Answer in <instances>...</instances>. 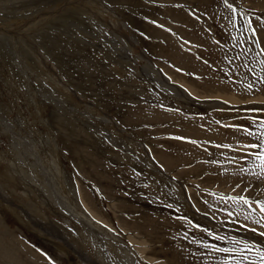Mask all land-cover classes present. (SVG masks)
I'll list each match as a JSON object with an SVG mask.
<instances>
[{"label":"rangeland","instance_id":"obj_1","mask_svg":"<svg viewBox=\"0 0 264 264\" xmlns=\"http://www.w3.org/2000/svg\"><path fill=\"white\" fill-rule=\"evenodd\" d=\"M255 2L0 0V264H264Z\"/></svg>","mask_w":264,"mask_h":264},{"label":"snow or ice","instance_id":"obj_2","mask_svg":"<svg viewBox=\"0 0 264 264\" xmlns=\"http://www.w3.org/2000/svg\"><path fill=\"white\" fill-rule=\"evenodd\" d=\"M249 88H251V85H249ZM262 127H264V125H261ZM251 147L255 148V147H258L257 145H251ZM259 147H261L262 149H264V142L261 143V145H259ZM241 200H243V198L241 197L240 198ZM244 203H247L246 200H244ZM261 212H264V206H261ZM258 222V221H257ZM264 234V233H262ZM220 251H229V249H219Z\"/></svg>","mask_w":264,"mask_h":264},{"label":"crops","instance_id":"obj_3","mask_svg":"<svg viewBox=\"0 0 264 264\" xmlns=\"http://www.w3.org/2000/svg\"><path fill=\"white\" fill-rule=\"evenodd\" d=\"M254 4H256V6H258V7H263L264 1L263 0H256V2Z\"/></svg>","mask_w":264,"mask_h":264},{"label":"bare ground","instance_id":"obj_4","mask_svg":"<svg viewBox=\"0 0 264 264\" xmlns=\"http://www.w3.org/2000/svg\"><path fill=\"white\" fill-rule=\"evenodd\" d=\"M114 1H115V0H114ZM146 26H147V25H146ZM149 31H150V30H149ZM153 34H154V33H153ZM252 224H253V223H252ZM252 224H251V225H252ZM249 225H250V222H249ZM251 227H253V228H255V229H257L258 227H259V228L262 227L261 229L264 230V229H263V226H261L260 224H259V225H257V224H256V225H253V226H251ZM259 228H258V230H259Z\"/></svg>","mask_w":264,"mask_h":264}]
</instances>
